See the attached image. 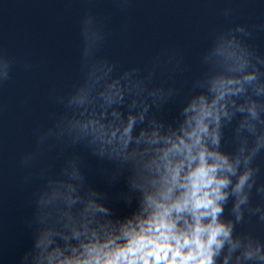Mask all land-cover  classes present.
I'll return each instance as SVG.
<instances>
[{"label": "clouds", "instance_id": "9594fccd", "mask_svg": "<svg viewBox=\"0 0 264 264\" xmlns=\"http://www.w3.org/2000/svg\"><path fill=\"white\" fill-rule=\"evenodd\" d=\"M207 114V113H205ZM206 131V129H204ZM204 161V156L201 154V162L203 163ZM217 171V167H201L199 172L197 173V177L199 179V183L194 185V187L199 190L200 188H211L213 184H215V188L212 189V195H214L216 200L223 199V196L221 195L219 189L223 187L226 184V181L220 180V181H215L213 178V175ZM243 182V179L241 180V183ZM205 198L203 200H197L195 203V208L200 209H210V215L213 220L215 221L217 213L221 211V209L218 206L214 205V202L212 199H209V193L205 192ZM199 231V230H198ZM208 234V241H207V250H208V264H211V248L213 245H216L219 247L220 241L218 240V237L221 235H226L227 233L225 232L223 227H214V228H209L207 230Z\"/></svg>", "mask_w": 264, "mask_h": 264}]
</instances>
